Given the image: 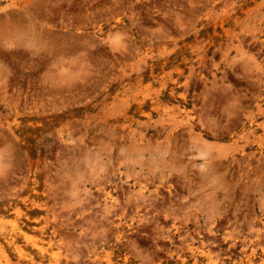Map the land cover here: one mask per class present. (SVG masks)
Listing matches in <instances>:
<instances>
[{
  "label": "clouds",
  "instance_id": "obj_1",
  "mask_svg": "<svg viewBox=\"0 0 264 264\" xmlns=\"http://www.w3.org/2000/svg\"><path fill=\"white\" fill-rule=\"evenodd\" d=\"M0 264H264V0H0Z\"/></svg>",
  "mask_w": 264,
  "mask_h": 264
}]
</instances>
